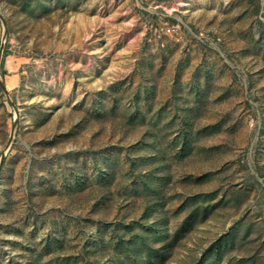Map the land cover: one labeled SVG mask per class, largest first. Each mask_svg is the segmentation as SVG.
Segmentation results:
<instances>
[{"label": "rangeland", "instance_id": "obj_1", "mask_svg": "<svg viewBox=\"0 0 264 264\" xmlns=\"http://www.w3.org/2000/svg\"><path fill=\"white\" fill-rule=\"evenodd\" d=\"M1 48L0 264H264V0H0Z\"/></svg>", "mask_w": 264, "mask_h": 264}, {"label": "water", "instance_id": "obj_2", "mask_svg": "<svg viewBox=\"0 0 264 264\" xmlns=\"http://www.w3.org/2000/svg\"><path fill=\"white\" fill-rule=\"evenodd\" d=\"M2 53H3V51H2V48H1V50H0V65H1V60H2L1 59L2 58L1 57L2 56ZM0 85H1V87L5 88L1 77H0ZM12 138H13V131H12V134H11V138L10 139L12 140ZM3 157H5V155ZM2 161H3V158L1 159L0 164H1Z\"/></svg>", "mask_w": 264, "mask_h": 264}, {"label": "trees", "instance_id": "obj_3", "mask_svg": "<svg viewBox=\"0 0 264 264\" xmlns=\"http://www.w3.org/2000/svg\"><path fill=\"white\" fill-rule=\"evenodd\" d=\"M6 54H8V51H6L5 55H6ZM5 55H4V58H3V60L1 61V66H2V65H3V63H4ZM141 247H143V245H142Z\"/></svg>", "mask_w": 264, "mask_h": 264}]
</instances>
